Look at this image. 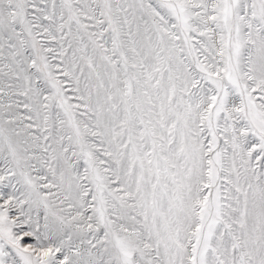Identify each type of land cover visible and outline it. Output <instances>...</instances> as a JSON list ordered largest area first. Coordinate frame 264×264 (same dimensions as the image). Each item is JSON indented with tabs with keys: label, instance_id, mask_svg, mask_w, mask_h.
Returning <instances> with one entry per match:
<instances>
[{
	"label": "snow or ice",
	"instance_id": "6c2138e0",
	"mask_svg": "<svg viewBox=\"0 0 264 264\" xmlns=\"http://www.w3.org/2000/svg\"><path fill=\"white\" fill-rule=\"evenodd\" d=\"M0 264H264V0H0Z\"/></svg>",
	"mask_w": 264,
	"mask_h": 264
}]
</instances>
